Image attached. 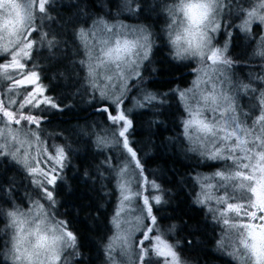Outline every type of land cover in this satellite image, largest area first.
I'll use <instances>...</instances> for the list:
<instances>
[{
	"label": "trees",
	"instance_id": "16d2710c",
	"mask_svg": "<svg viewBox=\"0 0 264 264\" xmlns=\"http://www.w3.org/2000/svg\"><path fill=\"white\" fill-rule=\"evenodd\" d=\"M173 0H52L45 30L57 41L55 57L47 48V40L36 49V71L48 94L61 105L59 109L48 108L43 125L35 129L46 146L63 148L64 162L61 177L55 189L59 199L58 216L63 225L77 234L82 264H108L111 237L114 229L112 219L117 208L119 192L117 166L109 165L111 153H120L127 160V152L112 140L100 139L102 130L112 135L111 129L97 111L99 101L92 95L85 81L84 71L79 61L85 58L78 39H74L81 29L91 31L94 25L119 24L127 28H139L147 36L148 59L139 66V75L134 78L137 87L158 94L152 107H137L135 97L128 104L127 119L132 121L128 136L135 145L142 169L133 167L142 176L143 195L154 193L159 197L153 213L157 218V234L170 229H181L180 236L166 234L178 250L181 264H236L231 256L219 248L222 228L202 206L197 203L201 173L212 171L206 161L199 156L191 158L186 148L174 146V140L182 136L184 114L179 92L188 87L194 71L199 65L183 61L175 54L170 40V26L174 9L179 2ZM256 0H230L233 15L231 22L223 23L214 44L222 47L225 35L230 37L225 56L233 61L231 65L220 63L228 75L235 79L239 90L235 96L260 98L264 90V58L255 55L264 46V37L259 24L254 23L251 31H242L243 16L254 7ZM43 51H50L45 53ZM45 55V57H44ZM46 58V65H41ZM130 80L129 83L132 82ZM243 85H249L252 92ZM5 84L0 80V89ZM87 89V90H86ZM0 97L3 95L0 92ZM256 101V100H255ZM258 111L255 104V111ZM33 128L32 125H28ZM98 131V132H97ZM37 137L36 133L31 134ZM37 139H39L37 137ZM42 141V142H43ZM41 143V141L38 140ZM44 144V143H43ZM184 144V143H183ZM42 147V148H41ZM39 151L44 147L38 146ZM108 157L106 162L105 158ZM190 157V158H189ZM218 168V167H217ZM21 178L25 181H21ZM31 177L27 170L7 157H0V264H10L7 259L9 246L8 212L26 208L21 197L22 187L32 191ZM147 183L154 184L149 188ZM21 185H23L21 187ZM21 188L20 190H18ZM172 203H166L170 193ZM195 193V195H194ZM21 202L22 208L15 204ZM138 203L143 200L138 198ZM218 207V206H217ZM24 208V209H25ZM150 219V217H149ZM217 236V244H216ZM217 245V247H216ZM134 255V254H133Z\"/></svg>",
	"mask_w": 264,
	"mask_h": 264
},
{
	"label": "snow or ice",
	"instance_id": "6c2138e0",
	"mask_svg": "<svg viewBox=\"0 0 264 264\" xmlns=\"http://www.w3.org/2000/svg\"><path fill=\"white\" fill-rule=\"evenodd\" d=\"M51 3L52 0H27L26 9L23 11L17 3L6 5V7L12 9V12L0 20V30L6 36L14 38L13 42L15 47L8 48L7 45L3 47L2 51L4 55L0 56V67L8 68L9 65L5 61L10 59L16 64L18 71L7 74L6 78L11 81V84L6 87L8 91L12 92V95L5 93L3 97H0V124H23L25 127L32 125L34 129H38L44 123L48 108L59 109L61 107L48 94L46 87L42 83L41 75L35 70V56L38 54L36 49L41 46L40 42L44 40L48 41L46 47L51 49L52 57H55L58 48L57 41L53 40L48 33H44L43 36L40 35L39 20L42 18H50L48 16V10ZM229 4L230 0H199V3L193 8H189L188 12L190 13L193 24L197 28L196 34L199 38L194 46L190 45L189 49L183 52H177V56H183L184 53H188L189 55L199 57L201 60L211 61L214 64L224 63L231 65L233 61L225 56L228 43H230V37L225 35L226 43L222 47H217L213 43L214 36L210 35V33H216L221 30L222 25L217 22L216 17L221 7ZM254 22L264 25V3L260 4L259 11H249L247 13V18L240 26V29L242 31H251V26ZM105 27L107 31H112L110 27ZM91 35L92 33L81 29L73 37L74 39H78L81 48L85 50V58H82L79 64L84 71L87 87L91 89L92 95L99 101L96 104L97 111L102 114L105 123L109 125L117 145H121L126 150L128 154L126 158L127 163L143 171L142 162L137 156L135 145L130 143L128 136L129 129L132 127V121L127 119L129 112L128 104L135 97L137 107L146 108L149 105L153 107L158 94L144 91L142 95L137 96V93L141 89L137 87L136 81L133 79L131 83H128V77L121 73H117L115 78L109 76L110 83L105 88H100L101 81L97 78L96 66L91 63L92 56L88 51V39ZM260 39L264 41V37H260ZM143 40L144 43L140 44V47L143 49V59L146 60L148 59L149 43L146 36L143 37ZM254 54L264 58V46ZM106 55L110 56L111 52L106 53ZM117 59L120 58L117 57ZM127 67L132 75H139V65L135 61H132ZM25 81H27L26 90L19 95L18 99H13L17 95L12 90L13 87L15 85H25ZM243 87L248 89L249 85H243ZM3 91V89H0V92ZM180 95L184 96L186 94L180 93ZM260 97L258 111L249 117L247 127H242L244 122L239 120L238 117H231L232 124L238 132L247 133L253 138L246 147H243V156L236 151L234 146L237 143L244 145L245 142L243 140L237 138L233 140L232 144L227 143L235 133H228L227 136L216 137L213 132V127L204 125L206 131L213 133L212 147L211 149H206L210 153V157L206 156V159L211 158L215 161L223 159L224 163L230 162L229 166L235 169L231 179L235 187L240 190L241 195L236 196L233 193L231 199L227 202H220L221 212L226 208L232 214L234 220L257 219V213L252 211L253 208L264 213V166L261 164V162H264V135H262L264 133V92L260 93ZM229 111H235V109L230 107ZM5 118H8V120L5 121ZM190 125L191 121L185 122V131H187ZM23 143L24 141H20L21 146ZM222 145L223 148H221ZM253 149H258L259 151L254 152ZM64 151L63 148H50V155L44 156V159L48 163L42 166L39 174H37L35 164L29 160L25 152L21 151V147L15 146L14 141H9L7 138L0 141V157L12 156L13 159H16L18 163L26 168L30 177H35L31 182L35 184L37 194L49 201V207L55 203V189L58 185L60 169L63 167V161L65 159ZM18 153L19 157L17 158ZM257 156L258 160L254 164L244 162L245 160L251 161ZM105 160L107 162L108 157ZM219 166V163L210 165V167ZM250 168L258 169L260 172L259 177L254 172L249 174L247 170ZM139 175L140 173L137 172V178H139ZM245 181L247 183H244ZM146 186L151 188L154 184L147 183ZM0 192H4L2 187H0ZM137 195L139 196V192ZM153 196L154 193L149 191L143 200L146 211L142 209L144 211L142 218L146 222L143 225L139 237L135 240V247L137 249L135 264H181L178 250L170 242L168 236L163 232H160L159 235L157 234L159 224L153 213V209L160 200L158 196L153 200ZM123 199L127 201L129 197L125 195ZM206 202L208 201H201V206L203 207ZM7 215L13 218V224H15L17 211H10ZM119 215L120 213L117 212L116 216L119 217ZM259 219L264 220V216H260ZM115 223L116 227H119V222L116 221ZM224 223L227 224L228 220L225 219ZM232 227H238L239 229L236 243L238 245L237 258L240 260V264H264V227L257 229L249 223L233 224ZM58 231L59 234L53 235L50 240L47 236H38L35 247L45 251L51 250L52 259L60 261L61 264H82L79 255L80 245L77 234L63 224H61ZM117 239H120V237H116L113 243L108 245L109 252H111ZM58 245H62L63 248L58 249ZM17 251H19L18 248ZM241 258L243 259L241 260Z\"/></svg>",
	"mask_w": 264,
	"mask_h": 264
},
{
	"label": "rangeland",
	"instance_id": "374dc122",
	"mask_svg": "<svg viewBox=\"0 0 264 264\" xmlns=\"http://www.w3.org/2000/svg\"><path fill=\"white\" fill-rule=\"evenodd\" d=\"M173 1L179 3L181 2V0ZM15 3L20 5L22 11L26 9L27 0H0V9H2L0 10V20L7 17L12 12V9L10 7H6V5ZM261 3H264V0H256L254 7H251L249 11H259ZM177 7L175 9L174 7L172 8L173 16L175 18L171 20V41L175 32L184 25V18L178 13ZM231 12V4L221 7V10L216 17L217 22L223 23L225 19H227V22H231L232 19H234H229L233 16L230 15ZM248 12L244 14L243 22L247 18ZM254 23L259 24L258 22ZM45 24L46 21L39 25L40 29H47ZM106 26L110 27L112 31L109 32L106 29L104 31L101 25L98 24L94 25L91 31H88L92 33L88 39V51L92 56L91 63L96 66L95 70L97 78L101 81L99 87L102 89L110 83L108 77L112 76L115 78L117 73L127 76V82L129 83L130 80L134 79L136 76L129 72L127 65L132 61H135L136 64L140 66L145 60L143 59V49L140 47V44L144 43L143 37L146 36L143 30L139 28L125 29L123 25L115 23ZM260 27V31L263 32L262 34L264 35V25H260ZM210 35L214 36V43L218 37V32L210 33ZM13 39L14 38L12 37L6 36V34L0 30V56L4 55L2 49L5 45H7L8 48L15 47ZM117 49H119V51H117ZM108 52H111L110 56L106 55ZM117 57L120 59H117ZM179 57H181L183 61L191 62L197 59L195 62L199 66L194 71V75L188 87L179 92L181 105L184 110L181 123L182 136L180 139L174 140L173 143L177 149H180L181 147L188 149L191 152V158L199 156L208 164H220L218 168L215 167L212 171L201 173L199 178L196 180L199 183L197 203L201 206V201H208L204 203L203 207L207 209L206 211L211 214V218L215 220L216 223L217 220L219 221L223 231L220 235L218 247L222 248L225 253L229 254L231 259L235 261L236 264H240V260L237 258L238 245L236 243L239 229L238 227H232V225L249 223L252 224L253 227L259 229L264 227V220L259 219L260 216H264V213H261L258 209L253 208L252 211L257 213V219L248 218L246 220H234L232 218V214L229 213L226 208L223 212H221L220 202H227L231 199V195L233 193L236 196H239L241 195V192L235 187L234 182L231 179L235 169L229 166L230 162L224 163L223 159L219 161H215L211 158L206 159V156L210 157V153L206 151V149H211L212 147L213 133L206 131L204 129V125L213 127V132L216 137L227 136L228 133H235V135L231 137L227 143L232 144L233 140H236L237 138L243 140L245 142L244 145L239 143L234 145L236 151L243 156V147H246L253 138L247 133L238 132L232 124L231 117H238L239 120L244 122L242 127H247L249 124V117L254 114L255 104L258 109L261 97H258L257 99L246 97L245 101L240 97H236L235 94L239 90L235 83L236 80L228 75L226 68H224V65H221L220 63L214 64L211 61L201 60L199 57L189 55L188 53H184L183 56ZM46 61V58L42 59L41 65L45 66ZM5 63L9 65L8 68L5 69L0 67V80L5 84L4 91L1 92L3 96L5 93H7V95H12V92L8 91L6 87L11 84V81L6 78L7 74L16 73L18 71L16 64L10 59L6 60ZM133 67H135V65H133ZM36 69L37 68L35 66V70ZM26 87L27 81H25V85H15L12 90L16 92L17 95L14 96L13 99H18L19 95L26 90ZM247 90L251 91L252 88L249 87ZM262 92H264V90H262ZM180 93H185L186 95L181 96ZM230 107L234 108L235 111H229ZM221 113H223V115H221ZM7 120L8 118H5V121ZM186 121H191V125L187 128V131L184 129ZM35 133L39 139L31 136V134ZM101 135L102 137H98H100V139L103 138L104 141L113 139V135H109L107 131L102 130ZM262 135H264V133H262ZM5 138L9 141H14L15 146L21 147V151L25 152L28 155L29 160L35 164L37 174H39L42 166L47 165L48 162L44 159V156L50 155L49 149L51 147L45 145L46 142L41 139L34 128H30L28 125L25 127L23 124H0V141H3ZM38 140L41 141V143L38 142ZM20 141H24L22 146L20 145ZM41 144L44 147L43 153L42 151L38 152L37 150L38 146H41ZM221 148H223V145ZM253 151L258 152L259 150L253 149ZM249 155H251V153H249ZM6 157L22 166L16 159H13L12 156ZM18 157L19 153L17 154V158ZM109 157L111 158L109 165H116V172L120 175L117 183L119 201L112 219L114 232L109 244H112L116 237H120V239L116 240L111 252L108 253V264H135V256L137 252L135 240L139 237L140 232L143 229V225L146 222L142 218L144 216V211H142V209L146 211V206H144L143 203H138V198H141L142 200L146 198L143 195L144 189L142 187V176L137 178V171L127 163V160L121 157L120 153L113 152ZM257 160L258 156L253 158L251 161L245 160L244 162L254 164ZM261 164L264 166V162H261ZM63 169V167L60 169V177ZM247 172L249 174L254 172L257 177L260 175L258 169L250 168ZM34 179L35 177H31L30 179L32 191H30V189L25 190V188L22 187L23 185H21V197L25 198L24 201L26 202V208H22L21 202L16 203L15 206L20 207L23 210H13L17 211L15 224H13L12 217H9L8 220L9 236L7 237V240L9 246L6 254L9 262L16 254L12 250L11 244L16 241L18 237L26 236L28 244L37 242V237L41 235L47 236L50 240L53 235L59 234L58 229L61 224H63L62 220L58 216L57 204L59 199L56 194L55 203L49 207V201L43 199L42 196L37 194L36 186L31 182ZM21 181L25 180L21 178ZM244 183L247 182L245 181ZM19 187L20 186H18V190L21 189ZM225 189H227V191H225ZM138 192L139 196L137 195ZM171 194L172 192L166 194L168 197L167 200H165V204L168 202L172 203L173 197H171ZM125 195L129 197L127 201L123 199ZM117 212L120 213L119 217L116 216ZM225 219L228 220L227 224L224 223ZM116 221L119 222V227H116ZM163 233H170L171 236L181 237V229H170V231H164ZM57 248L62 249L63 246L58 245ZM242 259L243 258H241V260ZM28 264H61V262L52 259L51 250L45 251L37 248L36 253L32 256V260L28 262Z\"/></svg>",
	"mask_w": 264,
	"mask_h": 264
},
{
	"label": "clouds",
	"instance_id": "9594fccd",
	"mask_svg": "<svg viewBox=\"0 0 264 264\" xmlns=\"http://www.w3.org/2000/svg\"><path fill=\"white\" fill-rule=\"evenodd\" d=\"M199 0H181L177 7L178 13L184 18V25L179 28L171 41L172 46L177 52H183L189 49L190 45H195L198 40L197 28L193 24L188 12L189 8H193ZM36 242L33 244L27 243L26 236H20L11 244L12 250L16 253L11 259L10 264H28L32 260V256L36 253ZM17 248L19 251H17Z\"/></svg>",
	"mask_w": 264,
	"mask_h": 264
},
{
	"label": "flooded vegetation",
	"instance_id": "af4514ba",
	"mask_svg": "<svg viewBox=\"0 0 264 264\" xmlns=\"http://www.w3.org/2000/svg\"><path fill=\"white\" fill-rule=\"evenodd\" d=\"M43 52H45V53H48V52H50V51H43ZM49 54V53H48ZM197 195H198V193H197ZM216 223V222H215ZM216 244H217V236H216ZM216 247H217V245H216Z\"/></svg>",
	"mask_w": 264,
	"mask_h": 264
}]
</instances>
